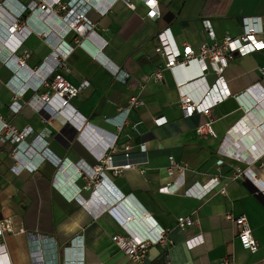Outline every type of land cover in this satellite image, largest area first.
<instances>
[{
  "label": "crops",
  "instance_id": "0c3cea01",
  "mask_svg": "<svg viewBox=\"0 0 264 264\" xmlns=\"http://www.w3.org/2000/svg\"><path fill=\"white\" fill-rule=\"evenodd\" d=\"M82 1L93 5L86 16L95 25L94 32L86 39L64 33L54 5L52 14L41 10L32 13L26 23L30 33L7 65L2 60L9 50L0 43V115L17 129H32L26 138L31 149L24 160L29 166L19 172L11 169V143L2 146L0 152V218L10 221L0 244L8 264H221L226 259L229 264H264V200L249 190L253 186L260 192L264 190V154L252 156L248 148L264 132V95L246 91L255 84L264 90V46L229 61L222 76L233 96L206 117L182 116L168 70L161 71L160 80L152 76L155 68L165 63L157 52L158 34L163 30L168 29L174 47L182 49L187 44L197 52L203 42L211 39L204 31V21L216 41L238 36L243 17H260L264 25V0H157L159 16L155 19L146 17L141 0ZM31 3L43 1L0 0L1 40L18 9ZM26 12L28 16L31 11ZM75 38L83 44L79 46ZM258 39L264 44V34ZM63 42L72 51L57 65L52 53ZM23 51L28 53L23 59L25 69L37 70V77L43 78L54 69L78 87L69 108L59 113L48 105L56 116L46 109L37 112L26 101L44 90L35 92L31 87L17 96L16 102L21 105L18 112L9 108L16 96L12 86L6 85L9 80L17 87L23 82L36 83L16 66ZM98 54L108 67L126 73V78H115L95 58ZM214 79L208 71L207 82L211 84ZM241 94L243 99L235 98ZM133 98L135 102L131 103ZM122 109H128V113L116 144L135 152L144 145L147 164L117 173L101 164L104 183L99 189L95 178L78 179L77 187L90 188L80 192L79 200L68 202L51 184L57 169L55 160H82L95 165L94 156L78 139L77 128L83 122L80 130L88 123L113 135L114 125L106 119L116 117ZM161 117L166 121L156 124L154 119ZM204 123H209L212 135L197 133ZM233 148L243 157L233 156ZM45 149L46 155L42 154ZM38 160L35 167L30 166ZM244 170L251 178L242 175ZM181 171L182 188L173 194L160 193L159 189L173 183ZM63 175L67 182L74 180L70 172L69 178ZM213 178H218L219 184L202 197L185 195L199 192V186ZM111 191L123 197L115 202L102 200ZM120 201L141 208V218H149L166 230L164 244L151 245L140 262L130 261L115 243L114 238L124 231L109 210ZM119 206L130 212L123 204ZM240 215L247 218L257 242L255 252L241 246L235 224L226 217ZM179 216H190L196 224L179 228ZM186 240L196 245L189 248ZM72 243L82 249L80 262L64 261L63 248Z\"/></svg>",
  "mask_w": 264,
  "mask_h": 264
},
{
  "label": "built area",
  "instance_id": "2783aa9c",
  "mask_svg": "<svg viewBox=\"0 0 264 264\" xmlns=\"http://www.w3.org/2000/svg\"><path fill=\"white\" fill-rule=\"evenodd\" d=\"M42 1L43 3L38 5L31 3L28 4V7L21 6V8L18 9L17 17L6 26L5 35L2 40L0 39V43L3 47L5 46V49H8L9 52L6 58H3L0 54V58H3V64H8L10 57L21 47L22 40L26 38L28 33H30L27 29L26 23L31 19L32 13H34L35 10H41L42 12L52 14V8L56 5L57 11L55 12V15L60 20L65 34L72 32L75 34L74 37H82L83 39H86L94 32L95 25L86 16L87 11L93 6L92 3H84L82 0H70L65 3L61 0H51L50 2L49 0ZM141 1L147 10V18L155 19L159 16L157 0ZM129 6L132 7L131 4H129ZM27 10L31 11L28 13V16L26 14ZM59 12L61 15L58 14ZM203 27L204 31L209 34L211 39L203 42L199 46L197 52H194L187 44H184L182 49L174 47L172 45L168 29H165L158 34L159 48L157 49V52L165 58V63L163 67L157 66L152 76L155 80H160L162 77L161 71L163 69L168 70L174 81L179 101V108L183 117H191L195 114L205 117L209 116L211 111L216 106L232 97L233 95L231 94L227 83L222 76L229 61L235 56L251 54L264 46V44H262L258 39L259 35L264 34V25H262L260 17L247 16L241 18L240 35L235 37L228 36L220 41H216L212 38V32L207 21L203 22ZM39 34H42V32H39ZM74 42L79 46L83 44V40L78 41L77 38L74 39ZM104 45L105 43L102 46ZM71 51L72 48L68 44L64 42L59 44L52 53L57 65L60 63V60L66 59ZM27 56L28 53L23 51V57L17 59L16 66L19 69L22 68L25 70L29 77L33 78L36 83L31 84L23 82L22 84H19V87H17L14 85L12 80H9L6 85L12 86L13 92L16 95L9 104V108L15 113L19 111L21 105L16 102V98L18 95H23L28 87L34 89L35 92L40 89L44 90L41 94H35L31 99L26 101V104L31 106L37 112L46 109L51 116H56L52 109L49 110L48 105H51L53 109L59 113L69 108L70 100L78 93V87L71 84L62 74L56 73L54 69L49 70L43 78L37 77V70L25 69L23 59ZM95 58H97V56H95ZM98 60L115 78L122 81L126 78V73L119 71L117 67H108L104 61L100 59ZM37 69H39V67ZM208 71L215 75V79L211 84H209L206 80V73ZM261 90L260 86L255 84L246 91L251 94L259 93L262 95ZM245 94L247 93L245 92ZM235 98L238 100L240 98L243 99V95L241 94L235 96ZM132 102H135L134 98L131 99V103ZM127 113L128 109H122L119 110L116 117L106 119L107 123L114 125L117 133L115 132L113 135L102 130L100 131L88 123L82 130L80 129L82 128L83 122L80 128H78V130H80L78 139L82 141L85 148L94 156L96 161L95 165H87L82 160L71 163L66 158L63 160H55V167L57 169L51 184L58 191H60L68 202L73 201L74 199L79 200L80 192L90 188L89 185L77 187L75 182L78 179L95 178V187L99 189L101 184L104 183L103 167L104 169L117 173L119 170L142 167L147 164L146 148L144 145H141L140 149L135 152L131 150L129 146H124L120 149L116 144L118 132L126 122ZM165 121L166 120L163 117L154 119L156 124H162ZM133 128L135 129V125ZM31 132L32 129L28 126L22 129H17L7 123L0 115V152L2 146L8 143L14 145V148L11 151V155L14 159V165L11 167L12 170L19 172L26 166H29L25 162L28 159L25 158V154H28V151L31 149V143L26 142V138L31 134ZM197 133L199 135L204 133L212 135L213 131L210 128L209 123H204L197 129ZM257 138L258 139L255 140L257 142L252 141L251 146H248L249 150L253 153H251L252 156L257 154L256 157L264 154V132H262V136ZM233 149L235 151H232V155L239 159L242 158L238 149ZM42 154H47L46 149L42 150ZM39 162L40 160H38L35 164H31L30 162V166L35 167ZM170 162L173 163L171 158ZM101 164H104V166L102 167ZM65 171L67 174L70 172L71 178L74 179L72 180V183L66 181L63 174H65L68 178L69 175H67ZM239 173L240 172L238 171V174ZM242 175L246 178H251L248 170H244ZM218 184V178H213L207 184L199 186V192L194 194L185 192V195L200 198L208 190L215 188ZM182 185L183 171L180 172L178 178L173 183L166 184L164 187L159 189V192L166 194L177 193L182 188ZM94 192L95 191L92 193ZM220 192L223 193V190ZM261 192L264 193V190ZM121 197H123V195H121L120 198ZM128 197L130 196L128 195L124 199ZM120 198L118 192L111 191L109 193H105L102 200L109 202L113 200V202H115V199ZM124 202L125 204L120 201L109 210V213L117 219L124 231L123 234L114 238L115 243L130 261L140 262L145 258L147 250L151 245L164 244L166 230L158 226L149 218H141L139 212V210L141 211V208L139 209L138 207H135V205L131 206L130 203H127V201ZM119 204L126 206L127 210L129 209L130 212L124 211ZM226 217L231 219L235 224L236 237L241 246L250 252H255L257 250V242L252 235L245 215H240L236 218H232L231 216ZM194 224H196V221L190 216H179L176 219V225L179 228H186ZM9 228L10 221L8 219L0 218V236L9 230ZM74 244L75 243H72V245L63 248V253H66L64 261H69V263H71L73 261L80 262L82 259V249L80 245L74 246ZM185 244L189 248L196 245L192 244L190 240H186ZM0 261L3 262L2 264H8L6 252L1 244ZM221 264H229V261L227 259L223 260Z\"/></svg>",
  "mask_w": 264,
  "mask_h": 264
},
{
  "label": "water",
  "instance_id": "95a60500",
  "mask_svg": "<svg viewBox=\"0 0 264 264\" xmlns=\"http://www.w3.org/2000/svg\"><path fill=\"white\" fill-rule=\"evenodd\" d=\"M261 92H262V95H264V91L261 90ZM74 134H76L75 131H74ZM249 190H250V192L254 193L255 196H257V198H261L262 200H264V193L260 192L258 190V188H255L253 186V187L249 188Z\"/></svg>",
  "mask_w": 264,
  "mask_h": 264
},
{
  "label": "bare ground",
  "instance_id": "6f19581e",
  "mask_svg": "<svg viewBox=\"0 0 264 264\" xmlns=\"http://www.w3.org/2000/svg\"><path fill=\"white\" fill-rule=\"evenodd\" d=\"M97 56V58L98 59H101L102 61H103V59L102 58H100V55L98 54V55H96ZM243 157V156H242ZM258 186V185H257Z\"/></svg>",
  "mask_w": 264,
  "mask_h": 264
},
{
  "label": "clouds",
  "instance_id": "9594fccd",
  "mask_svg": "<svg viewBox=\"0 0 264 264\" xmlns=\"http://www.w3.org/2000/svg\"><path fill=\"white\" fill-rule=\"evenodd\" d=\"M77 129H78V128H77ZM79 131H80V130L77 131L78 134H79ZM92 156H93V155H92Z\"/></svg>",
  "mask_w": 264,
  "mask_h": 264
}]
</instances>
